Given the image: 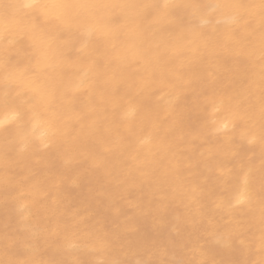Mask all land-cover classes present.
I'll use <instances>...</instances> for the list:
<instances>
[{
  "label": "bare ground",
  "instance_id": "obj_1",
  "mask_svg": "<svg viewBox=\"0 0 264 264\" xmlns=\"http://www.w3.org/2000/svg\"><path fill=\"white\" fill-rule=\"evenodd\" d=\"M261 5L0 0V264H264Z\"/></svg>",
  "mask_w": 264,
  "mask_h": 264
},
{
  "label": "snow or ice",
  "instance_id": "obj_2",
  "mask_svg": "<svg viewBox=\"0 0 264 264\" xmlns=\"http://www.w3.org/2000/svg\"><path fill=\"white\" fill-rule=\"evenodd\" d=\"M34 4L33 3H27L24 5V7L27 8H31L33 7ZM61 7H64L66 9H86V8H92V7H99L97 5H87V4H66V5H62ZM165 7H168L167 5H165ZM212 7H220L219 5H215ZM261 12L262 15H264V0H262V5H261ZM5 103L7 104L8 101L7 99H5ZM18 117V113L15 110H11L9 112V114L4 118V119H0V128H5L6 125L10 124L11 122L15 121Z\"/></svg>",
  "mask_w": 264,
  "mask_h": 264
}]
</instances>
